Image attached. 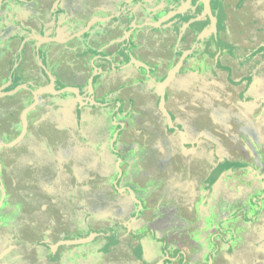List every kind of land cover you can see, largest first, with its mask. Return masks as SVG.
<instances>
[{
	"label": "flooded vegetation",
	"instance_id": "flooded-vegetation-1",
	"mask_svg": "<svg viewBox=\"0 0 264 264\" xmlns=\"http://www.w3.org/2000/svg\"><path fill=\"white\" fill-rule=\"evenodd\" d=\"M81 213L109 264H264V0H0V239Z\"/></svg>",
	"mask_w": 264,
	"mask_h": 264
},
{
	"label": "rangeland",
	"instance_id": "rangeland-1",
	"mask_svg": "<svg viewBox=\"0 0 264 264\" xmlns=\"http://www.w3.org/2000/svg\"><path fill=\"white\" fill-rule=\"evenodd\" d=\"M78 218H79L78 219L79 226L73 231L72 229H69L67 226H64L63 228L65 231H63L62 233L58 230V228L55 229V227H52L55 230L53 232L50 231L48 233H44V237L43 236L41 237L40 232H38L37 234L32 232L34 233V235L28 237H26V235H30L32 233L25 234L24 235L25 237L23 236V239L29 240L25 242V245L24 243H22L19 237L15 236L17 234L16 231L10 233L9 240L7 239V237L4 238L1 237L2 239H0V259L1 257L4 256L3 259L1 260V263H3L4 261H9L12 258H18L21 260L20 264H37L38 260L40 259V255L39 258H36L33 257L34 255L32 256V254L38 252L39 242L42 241V239L45 238L47 241L53 242V241H57L58 236L60 239H62L60 235H63L62 237L65 239L66 238L78 239V238H84L87 235H92L94 236V238L96 236V238L93 239L91 242L77 245L76 250L80 253L79 256H81V258L78 260V262H75L74 264H109L103 259L100 261L96 257H92V256H94L95 252L96 251L98 252L99 250L105 252V248L104 247L101 248L102 244L100 243V240H104L103 235L105 232H103V228H100V225L104 223V219L107 218L110 219L112 218V216L97 217V220L93 221L92 216L81 213V215H79ZM159 225L163 226V223ZM135 228H136L135 230L140 229L139 226H136ZM147 229L148 227L145 225L140 231L138 230L139 232L134 231L135 233H142L144 231L145 233L144 238L146 243H148V238H149L148 234L146 233ZM98 237H101L103 239H99ZM4 246L11 247V249L8 251H4ZM29 248H30V253L28 252ZM109 249H112V247L109 246ZM165 249L168 250L167 248ZM61 250L62 249L60 248L58 252ZM159 252L160 249L159 247L157 248L156 244L153 245L151 243H148L146 245V248L144 247V258L142 255H139V259H141L142 257L144 264H154L157 261V259L161 257ZM66 255H70V253H67L65 251L64 256ZM56 256H57V252H56ZM43 257H45V254H43ZM102 258H104V255Z\"/></svg>",
	"mask_w": 264,
	"mask_h": 264
},
{
	"label": "water",
	"instance_id": "water-1",
	"mask_svg": "<svg viewBox=\"0 0 264 264\" xmlns=\"http://www.w3.org/2000/svg\"><path fill=\"white\" fill-rule=\"evenodd\" d=\"M20 138L21 137H18L16 140L10 142L9 145L16 144L20 140ZM86 241H87V239L62 240V241H59L57 245H76V244H82ZM54 248H56V246H54ZM161 262H162V260H159L155 264H161Z\"/></svg>",
	"mask_w": 264,
	"mask_h": 264
},
{
	"label": "crops",
	"instance_id": "crops-1",
	"mask_svg": "<svg viewBox=\"0 0 264 264\" xmlns=\"http://www.w3.org/2000/svg\"><path fill=\"white\" fill-rule=\"evenodd\" d=\"M119 249L122 251V252H125L126 251V247H119ZM116 264H125V263H121L120 261L117 260V263ZM128 264V263H127Z\"/></svg>",
	"mask_w": 264,
	"mask_h": 264
}]
</instances>
